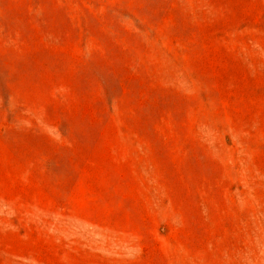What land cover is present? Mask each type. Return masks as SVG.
<instances>
[{
    "label": "rangeland",
    "instance_id": "1",
    "mask_svg": "<svg viewBox=\"0 0 264 264\" xmlns=\"http://www.w3.org/2000/svg\"><path fill=\"white\" fill-rule=\"evenodd\" d=\"M0 264H264V0H0Z\"/></svg>",
    "mask_w": 264,
    "mask_h": 264
}]
</instances>
